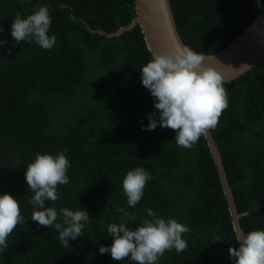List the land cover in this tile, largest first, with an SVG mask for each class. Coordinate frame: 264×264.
Here are the masks:
<instances>
[{
    "label": "trees",
    "instance_id": "trees-1",
    "mask_svg": "<svg viewBox=\"0 0 264 264\" xmlns=\"http://www.w3.org/2000/svg\"><path fill=\"white\" fill-rule=\"evenodd\" d=\"M264 5V0H259ZM178 31L203 55L226 49L264 12L257 0H170ZM47 5L56 44L45 50L15 42L10 25ZM135 0H0V194L19 199L26 223L8 238L0 264H133L101 255L110 246L107 227L125 208L136 228L152 209L187 227V248L166 250L158 264H232L238 247L226 194L208 141L177 146L175 131H142L154 98L141 84L140 70L152 59L140 25L115 37L136 18ZM101 32L106 35L101 34ZM228 107L210 129L246 234L264 229V59L239 79L224 84ZM66 151L70 182L58 185L59 199L46 207H82L90 221L64 247L54 228L31 221L34 195L25 166L37 153ZM152 179L135 208L122 189L137 167Z\"/></svg>",
    "mask_w": 264,
    "mask_h": 264
},
{
    "label": "clouds",
    "instance_id": "clouds-1",
    "mask_svg": "<svg viewBox=\"0 0 264 264\" xmlns=\"http://www.w3.org/2000/svg\"><path fill=\"white\" fill-rule=\"evenodd\" d=\"M257 7L264 8L259 0ZM52 23L47 5L26 17L19 14L10 25V34L15 42L35 43L42 49H52L56 44L55 34L49 35ZM4 28L0 26V33ZM6 41L0 39V47ZM205 56L187 46H176L167 54L153 55L140 70L141 84L154 98V109L148 114L147 125L141 121L142 131H153L158 126L175 131L174 141L183 148L193 147L208 130L216 127L222 110L228 107V95L222 75L213 67H205ZM71 164L66 151L56 155L37 153L35 159L25 166V181L34 195L29 203L33 207L31 221L38 226L54 228L58 240L64 247L70 240H77L90 221L89 213L80 207H46L45 201L59 199L58 185L70 182L68 170ZM152 175L143 167L129 170L122 189L127 198V206L135 208L144 195L146 184ZM118 223L107 227L112 237L110 246H100L101 255L110 254L115 261L127 260L133 264H158L166 250L175 249L179 254L188 244L182 238L187 227L172 217L158 216L147 209V216L136 228H129L130 221L137 217L123 207ZM21 214L19 199L10 193L0 194V255L8 247V238L14 229L25 224ZM238 247L228 249L232 264H264V229H256L235 236Z\"/></svg>",
    "mask_w": 264,
    "mask_h": 264
},
{
    "label": "water",
    "instance_id": "water-1",
    "mask_svg": "<svg viewBox=\"0 0 264 264\" xmlns=\"http://www.w3.org/2000/svg\"><path fill=\"white\" fill-rule=\"evenodd\" d=\"M137 16L127 27L107 35L115 37L140 25L152 55L167 54L176 46H186L178 31L170 0H135ZM101 34L106 35L101 32ZM205 67L215 68L224 84L242 77L264 59V12L226 49L213 55H204ZM218 167L236 234L243 235L239 214L225 167L211 130L205 135Z\"/></svg>",
    "mask_w": 264,
    "mask_h": 264
}]
</instances>
